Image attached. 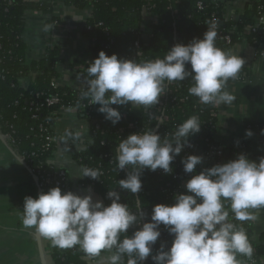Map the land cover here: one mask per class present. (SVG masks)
Masks as SVG:
<instances>
[{
	"label": "clouds",
	"instance_id": "9594fccd",
	"mask_svg": "<svg viewBox=\"0 0 264 264\" xmlns=\"http://www.w3.org/2000/svg\"><path fill=\"white\" fill-rule=\"evenodd\" d=\"M216 37L213 21L202 39L194 38L187 45L176 44L163 59L142 63L101 51L87 67L88 75L93 78L88 81L82 99L100 105L98 111L115 125L122 116L113 105L157 104L165 81L172 83L191 77L194 85L188 89L190 95L205 105L230 107L236 96L225 88L229 80L237 79L245 60L239 54L216 47ZM200 130L199 118L193 115L178 127L174 142L162 141L153 130L122 139L116 149L117 167L119 171L129 166L134 170L118 181L119 190L140 193L141 173L145 169L171 173L175 157L183 151L189 137ZM245 135L251 137L253 133L248 130ZM202 159L189 155L181 161L184 172L191 174L185 184L186 192L176 195L170 206L155 205L150 221L142 225L145 213L142 209L138 215L130 212L128 205L120 202L117 190L107 192L111 203L105 206L103 202H93L90 195L81 197L71 191L62 194L59 187H54L37 198H24L23 226L34 228L61 249L78 245L90 257L115 248L106 257V264H122L125 255L127 264H141L150 256L153 264H241L237 255L251 258L254 249L244 228L229 221L225 205H230L237 221L257 219L249 210L264 208V157L257 162L241 154L235 160L194 174ZM100 175L99 169L83 167L77 177L99 180ZM161 226L174 239L166 251L162 244L152 255L153 246L161 236ZM133 227L138 230L121 241L120 235Z\"/></svg>",
	"mask_w": 264,
	"mask_h": 264
},
{
	"label": "trees",
	"instance_id": "16d2710c",
	"mask_svg": "<svg viewBox=\"0 0 264 264\" xmlns=\"http://www.w3.org/2000/svg\"><path fill=\"white\" fill-rule=\"evenodd\" d=\"M8 1L11 2L9 6ZM70 5L76 9L91 10V18L85 25L84 33L91 41L93 60L103 51L106 55L116 54L118 58L136 60L137 63L163 59L176 44L187 45L194 38L202 39L210 24L215 21L217 26L216 47L228 52L240 38V33L234 36L233 43L227 45L223 37L228 33L231 25L226 21V4L214 0H70ZM201 5V8L199 7ZM144 7L156 15L157 24L153 27L149 40H143L142 24L144 22ZM29 12L51 14L52 7L48 2L36 3L26 0H0V133H8L16 139L15 150L21 156H26L25 161L32 167L44 163L42 169H51L48 161L54 158L55 145L48 148L46 145V131L55 126L51 120L53 114L62 118L64 113L62 106H88L89 99H82V94L87 91L54 87L60 74L58 72L59 52L52 49L47 58L41 61L26 64V44L24 41L26 28V15ZM253 14L247 11L240 19L238 27L242 29L252 22ZM252 41V39H249ZM137 43L140 47H137ZM91 62V63H92ZM90 63V64H91ZM89 64L76 63L82 80L87 84L90 77L87 72ZM190 70V65L188 66ZM35 75L33 84L28 89L19 87L18 82L22 77ZM194 85L191 77L184 81L164 82V92L159 102H162L161 113H157V104L144 107H133L131 104L117 106L122 119L115 125L105 119L104 114L98 111L100 105H92L90 113L94 119L92 128L87 134L86 144L88 149L74 154V160L82 167L99 169L104 176L99 180L84 178L85 186H92L95 193L104 200L107 206L111 201L107 198V192L117 190L121 195V203L127 204L129 211L139 214V210L145 213L141 218V224L150 221L152 208L157 204L172 205L176 196L175 191L181 186V182L188 181L191 174H186L179 165H173V174H178L179 179L174 180L169 174L162 175L157 169L155 172L145 169L141 173L142 190L132 194L119 190L118 181L125 179L132 166L120 170L117 167L116 149L122 139L131 134H143L150 130L155 132L159 121L157 117L163 114L168 120L160 127L157 134L163 140L174 142V137H166V133L178 129L188 118L195 115L199 118L201 130L189 137L183 151L175 157L181 164L186 154L192 153L195 148L206 149L205 139L215 131L216 118L212 114L215 106L202 104L198 97L190 95L188 89ZM57 97L62 105L48 106L49 98ZM36 117V118H35ZM76 137L71 132H66L61 144L65 141L74 143ZM36 154L32 164L29 157ZM108 156V157H107ZM107 157V158H106ZM262 155L251 157V160L259 162ZM200 168L197 166V174ZM42 193H46L41 190ZM185 193L180 190L179 194ZM137 197L139 200H137ZM229 211V221L243 227L248 232L249 241L254 249L253 254L264 258V236L257 241L253 239L252 221L240 222L233 218L230 205H225ZM138 226V225H137ZM138 230L130 228L127 233L120 235L122 241L125 236H132ZM161 236L153 246V253L165 245V251L171 246L174 237L161 226ZM50 243L51 241L47 239ZM52 244V243H51ZM115 248L111 250L114 252ZM110 253L103 251L99 256ZM99 256L90 257L80 247L61 249L51 245L49 257L53 264H89ZM244 256L237 255V260H243ZM128 256L122 258V264H127ZM145 264H153L151 256Z\"/></svg>",
	"mask_w": 264,
	"mask_h": 264
},
{
	"label": "crops",
	"instance_id": "0c3cea01",
	"mask_svg": "<svg viewBox=\"0 0 264 264\" xmlns=\"http://www.w3.org/2000/svg\"><path fill=\"white\" fill-rule=\"evenodd\" d=\"M26 1L48 2L52 7L51 14L29 12L26 15L24 36L26 64L44 60L50 50L56 49L59 52L57 69L60 76L56 81L58 87L83 89L86 82L80 77L75 64H90L93 60L91 41L84 33L85 25L91 18V10L76 9L70 5V0ZM245 9L246 0H231L226 6V14L238 18ZM157 22L155 14L144 12L142 24L144 40L151 38ZM228 53L239 54L245 60V64L238 74L242 79L229 80L225 88L236 96L233 105L215 106L216 128L212 138L224 151L225 163L235 160L241 154L247 155L250 159L264 152V135H261V131L264 130V58L257 57L253 45L244 38H239ZM34 78L35 75L20 78L19 87L28 89ZM57 129L61 134L71 132L76 139L82 141L87 138L89 125L75 109H69L60 119ZM248 130L253 133L251 137L245 135ZM73 156L72 147L64 145L51 163L55 168L68 174L69 191L81 197L90 195L93 202L104 203L101 196L90 186H85L82 178L77 177L81 168ZM20 160L22 159L18 152L0 133V249L6 254L0 252V264H41L37 232L34 228H25L22 223L24 198L27 196L37 198L40 191L36 178ZM249 211L257 217L252 221V237L257 241L264 236V208ZM41 239L47 260L52 244L47 238L41 236ZM111 254L112 252L99 256L89 264H106V257ZM239 261L246 264L244 260ZM256 264H264V258L258 257Z\"/></svg>",
	"mask_w": 264,
	"mask_h": 264
},
{
	"label": "built area",
	"instance_id": "2783aa9c",
	"mask_svg": "<svg viewBox=\"0 0 264 264\" xmlns=\"http://www.w3.org/2000/svg\"><path fill=\"white\" fill-rule=\"evenodd\" d=\"M143 1H148V0H143ZM226 6H228V4L231 3V0H224ZM9 6L11 5V2L8 1ZM199 7L201 8V5H199ZM145 12L147 13H151L149 11V9L147 7H144ZM247 11H250L253 14L252 17V22L246 24L242 29H240L238 27V23L240 21V19L246 14ZM226 21L231 25L228 33L223 37L225 43L227 45H231L233 43V38L235 35H237L238 33H240V38L241 39H252V41H250V43L253 45V47L256 50V56L259 58H264V0H246V9L245 11L238 17H230L228 16V14H226ZM215 22V21H214ZM56 25H58L57 23H55ZM217 29V26H216ZM144 40V39H143ZM149 40V39H148ZM146 41V40H144ZM137 47H140V44L137 43ZM242 79L241 75H238L237 79L235 80H240ZM52 86L57 87L58 85L56 84V82L52 83ZM88 88V84L86 83L83 89L77 90L79 92H83L85 91V89ZM46 104L48 106H53V105H62L61 100L57 97L54 98H49L46 101ZM91 106L92 104L89 102L88 106H82V107H76V106H69V107H65L62 106L61 110L63 111V113H65V111L69 110V109H75L79 116L85 120L88 125H89V131L92 128V124L94 122V119L90 113L91 110ZM161 107H162V102H158L157 106H156V111L157 113H161ZM212 114L215 116V110L212 112ZM36 118V117H35ZM60 119L58 118L56 114H53L51 117V120L54 122L55 126L52 127V130L54 132L50 133V130H47L46 133V141L48 142V144L46 145L48 148H50V145L53 146L55 145V152H54V157L56 155V153L58 152V148L64 146L63 144H61L63 138H64V134L58 133V129L57 126L60 123ZM157 121H159L158 126L162 127V125L164 124V122H166L168 120V118L165 117V115L163 114L161 117H157L156 119ZM88 131V132H89ZM177 131V129H174L168 133H166V137H170L171 135L174 137L175 132ZM213 133H210V137L208 139H205V142H207L206 144V149H200V148H195L193 150L192 153H188L186 154V158L189 155H197L202 157V164L198 165V167L200 168V170L202 171L203 169L206 168H211L217 164H225L224 162V151L222 149H220L213 141ZM4 138L6 139L7 143L15 148L16 146V139L12 136V134L8 133L6 135H3ZM86 139L80 141L78 139H76L74 141V143L69 144L68 142L65 141V145H69L70 147H72L74 154L75 153H81L83 151H86L88 149L87 144H86ZM186 148H189L190 145L186 144L185 145ZM25 155L21 156L20 158L26 163L31 175H33L35 178L38 179V188L40 190H43L45 192L49 191L51 188L54 187H59L62 190V194L66 193L70 190V181H69V177L68 174L61 169H57L55 168L51 161L47 162L48 166H51V169H42L44 167V163H40L39 165H37V167H32L29 164H27V162L25 161ZM37 155L36 154H32L29 157V163L32 164L33 159L36 158ZM108 157V156H107ZM106 157V158H107ZM77 163V165L80 168H83L80 164H79V160L75 161ZM179 165L182 169H184L183 164L178 163L177 160H174L173 165ZM173 170V169H172ZM160 174L162 175H166L163 170H159ZM102 175L104 176V172H101ZM170 176L173 177L174 180L179 179V175L178 174H173V171L171 173H168ZM85 178V177H84ZM84 178H82V181H84ZM187 183V181H183L181 182V186L179 189H176L175 194L178 195L180 190H183L184 192H186L185 189V184ZM90 187L93 189V185ZM142 225V224H141ZM245 230V229H244ZM247 232V230H245ZM248 234V232H247ZM257 256L255 254H253V256L251 258L245 257L243 258V260L246 262V264H256L257 263Z\"/></svg>",
	"mask_w": 264,
	"mask_h": 264
},
{
	"label": "water",
	"instance_id": "95a60500",
	"mask_svg": "<svg viewBox=\"0 0 264 264\" xmlns=\"http://www.w3.org/2000/svg\"><path fill=\"white\" fill-rule=\"evenodd\" d=\"M160 127L158 126L155 130L154 133H158ZM228 154V152H227ZM21 163L28 169L26 163L23 160H20ZM29 171V169H28ZM36 182L38 183V179L36 178ZM40 194L42 193V191L39 189ZM37 242H38V249H39V253H40V260H41V264H47V260H46V254L44 252L43 246H42V239H41V235L39 233H37ZM149 258H147L145 261H142L141 264H145L147 262Z\"/></svg>",
	"mask_w": 264,
	"mask_h": 264
},
{
	"label": "rangeland",
	"instance_id": "374dc122",
	"mask_svg": "<svg viewBox=\"0 0 264 264\" xmlns=\"http://www.w3.org/2000/svg\"><path fill=\"white\" fill-rule=\"evenodd\" d=\"M60 148H61V147H59L58 150H60ZM0 252H1L3 255H6L5 252L2 251L1 249H0ZM47 261H48V262H47L48 264H53V262H52V260H51L50 257H47Z\"/></svg>",
	"mask_w": 264,
	"mask_h": 264
}]
</instances>
